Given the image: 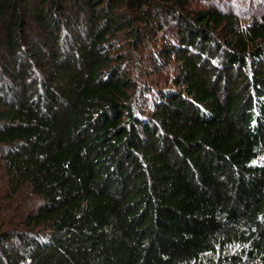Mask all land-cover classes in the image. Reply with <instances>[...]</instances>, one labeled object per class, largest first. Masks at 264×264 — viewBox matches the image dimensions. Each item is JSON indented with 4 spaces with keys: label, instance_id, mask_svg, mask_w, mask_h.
Returning <instances> with one entry per match:
<instances>
[{
    "label": "trees",
    "instance_id": "1",
    "mask_svg": "<svg viewBox=\"0 0 264 264\" xmlns=\"http://www.w3.org/2000/svg\"><path fill=\"white\" fill-rule=\"evenodd\" d=\"M192 1L0 0V264H264V14Z\"/></svg>",
    "mask_w": 264,
    "mask_h": 264
},
{
    "label": "rangeland",
    "instance_id": "2",
    "mask_svg": "<svg viewBox=\"0 0 264 264\" xmlns=\"http://www.w3.org/2000/svg\"><path fill=\"white\" fill-rule=\"evenodd\" d=\"M192 1V0H191ZM216 1V0H215ZM192 5L191 6H200V7H206V6H209V0H193L192 1ZM218 2V1H217ZM254 1H250L248 0L246 4H248L247 6L251 5L252 6V10H253V14H255L256 18H259L260 15H263L264 14V5H260V6H257V4L255 5V3H253ZM232 3L234 5H242L244 6V4L241 2V1H232ZM173 66L175 67L176 64L174 63L173 65L171 64V66H169L168 68L164 69V70H161L160 71V74L155 76V77H152V78H163V80H165L166 78H168L166 76V73H170L172 71H174L173 69ZM165 84V82H162V85ZM3 173H4V169L0 167V177L3 176ZM4 186V184H1L0 183V188H2ZM8 192V191H6ZM23 197H25V195H23ZM23 197H20L18 200H17V205L19 206L18 207V211L17 212H24L26 213L31 207H33L35 204L34 202V199H33V196L30 197V199H23ZM6 205V204H5ZM13 207V204H11V208L10 207H6L8 208V210L4 209L7 214H10L12 216H14V209H12Z\"/></svg>",
    "mask_w": 264,
    "mask_h": 264
}]
</instances>
